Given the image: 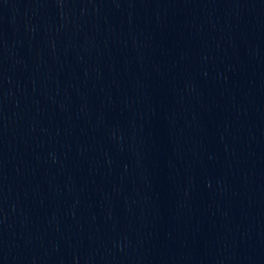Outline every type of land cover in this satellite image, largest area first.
Returning a JSON list of instances; mask_svg holds the SVG:
<instances>
[{
  "label": "water",
  "instance_id": "water-1",
  "mask_svg": "<svg viewBox=\"0 0 264 264\" xmlns=\"http://www.w3.org/2000/svg\"><path fill=\"white\" fill-rule=\"evenodd\" d=\"M0 264H264V0H0Z\"/></svg>",
  "mask_w": 264,
  "mask_h": 264
}]
</instances>
